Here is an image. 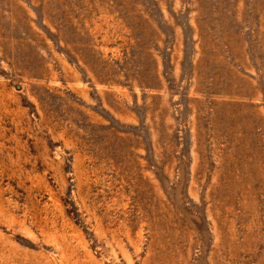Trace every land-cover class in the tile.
<instances>
[{
    "label": "rangeland",
    "instance_id": "374dc122",
    "mask_svg": "<svg viewBox=\"0 0 264 264\" xmlns=\"http://www.w3.org/2000/svg\"><path fill=\"white\" fill-rule=\"evenodd\" d=\"M0 264H264V0H0Z\"/></svg>",
    "mask_w": 264,
    "mask_h": 264
}]
</instances>
